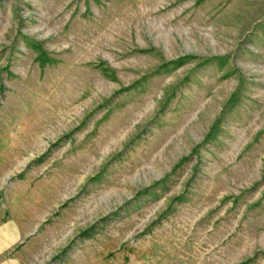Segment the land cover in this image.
<instances>
[{"label":"rangeland","instance_id":"obj_1","mask_svg":"<svg viewBox=\"0 0 264 264\" xmlns=\"http://www.w3.org/2000/svg\"><path fill=\"white\" fill-rule=\"evenodd\" d=\"M15 264H264V0H0V220Z\"/></svg>","mask_w":264,"mask_h":264},{"label":"crops","instance_id":"obj_2","mask_svg":"<svg viewBox=\"0 0 264 264\" xmlns=\"http://www.w3.org/2000/svg\"><path fill=\"white\" fill-rule=\"evenodd\" d=\"M17 237L16 225L12 219L0 220V264H15L14 254H5L14 246Z\"/></svg>","mask_w":264,"mask_h":264}]
</instances>
